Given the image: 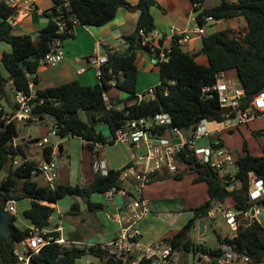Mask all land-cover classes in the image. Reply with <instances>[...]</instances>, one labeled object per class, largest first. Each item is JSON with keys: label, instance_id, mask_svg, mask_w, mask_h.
I'll use <instances>...</instances> for the list:
<instances>
[{"label": "trees", "instance_id": "obj_1", "mask_svg": "<svg viewBox=\"0 0 264 264\" xmlns=\"http://www.w3.org/2000/svg\"><path fill=\"white\" fill-rule=\"evenodd\" d=\"M70 13L74 14L81 24L101 26L116 16L120 7L137 8L140 11L135 32L125 35L124 39L131 49H141L139 30L145 28L150 31L155 28L151 7L157 0H139L137 6L127 0H70ZM206 0H192L196 20L205 26L207 16L215 20H227L243 15L247 24L243 29H222L203 36L202 52L209 59V64H201L196 60V54L185 51L182 46L173 43L167 60H158L156 65L160 71V83L156 85L153 99H140L138 91V67L136 52L122 55V52L110 51L108 62L102 66L101 82L95 85H83L73 80L59 86L38 91L40 96L53 97L59 100L58 105L49 101L34 109L35 113L45 120L52 116L53 125L57 134L65 137L69 134L81 137L88 149L95 154L100 143H115V133L126 127L131 121L143 117L155 116L157 113H168L172 119L170 125L157 126L153 130L164 133L170 127L188 130L197 125L202 119L208 121L224 122L231 117L229 110L221 107L218 95L207 98L203 88L213 86L218 81V74L230 69H236L241 86L246 91V98L251 99L255 94L264 90V0H221L218 5L199 10ZM17 5H8L0 1V41L11 44L12 50L4 52L2 62L9 72L5 77L0 69V93L10 100L7 84L12 81L14 89L29 90V82L37 80L32 77L37 73L41 58L50 50L51 42L56 36L62 39L69 35H60L58 30L59 15L66 11L64 0H55V6L48 13L49 23L42 29L36 39L30 34H15L13 24L9 19L18 13ZM149 54V53H148ZM30 73V76L27 75ZM116 88L125 94L124 97L112 96L110 91ZM116 102H121L116 106ZM110 105V106H109ZM82 113L87 115L85 120ZM35 122L30 120L25 124ZM99 122L108 124L109 135L98 131ZM18 124H4L0 122V174L6 170V175L0 180V209L6 207L10 199L28 197L31 206L24 214L33 227L46 229L50 223L55 207L43 203H57L66 196L86 197L91 209L102 207L101 203L91 201V193L104 194L110 188L120 187L119 178L124 169H109L106 175L95 173L91 185L39 184L33 180V168L36 160L31 158L24 143L14 145L18 138ZM38 140V138L36 139ZM219 146H223L220 141ZM263 153L254 155L249 151L248 143L243 142L244 153L237 160L235 175L213 171L209 167L199 170L200 178L206 180L208 185V199L200 206L192 208L193 217L174 236L169 239L173 246L183 252L201 250L209 255L212 264H216L221 250L209 247L204 241L196 243L190 235L191 229L201 220H207L209 211L217 202H228L237 208L250 209L253 204L249 202L252 178L258 177L264 181V141ZM42 159L53 160L54 148L46 145L42 150ZM20 163H16L17 157ZM180 167L197 170L192 154L186 156L182 153L179 159ZM169 173H156L150 180L164 179L171 176ZM177 178L182 173L172 175ZM228 176L232 179L229 181ZM235 180L240 181L239 188H232ZM264 205V199L262 201ZM79 210V203L74 201L70 212ZM12 216L11 238L0 235V259L3 264L16 261L14 248L18 242L31 235L32 228L21 229L15 225L16 216ZM57 236L59 232H55ZM223 236L218 235V240ZM237 248L256 259L264 256V226L260 220H253L247 227H241L237 236L232 240ZM84 254H92L103 260L102 264H121L120 260L109 255L107 250L92 245L72 244L67 249L60 245L50 244L33 256L32 264H75L77 258ZM149 264V263H148Z\"/></svg>", "mask_w": 264, "mask_h": 264}, {"label": "built area", "instance_id": "obj_2", "mask_svg": "<svg viewBox=\"0 0 264 264\" xmlns=\"http://www.w3.org/2000/svg\"><path fill=\"white\" fill-rule=\"evenodd\" d=\"M2 1L8 5H17L23 0ZM64 7L66 11L59 15L57 32L60 35L72 36L75 26L80 22L74 14L70 13V0H64ZM206 20L215 19L212 16H207ZM195 22L194 28L181 30L172 27L167 33H162L156 28L150 31L141 28L139 30L141 45L153 58L154 64L158 60H167L173 43L182 46L192 38L193 34H205L204 26L197 22L196 17ZM62 41L61 36H56L51 42L50 50L41 58L40 63L55 64L62 61L64 58ZM81 59H84L88 66L95 69L99 82H101L102 66L108 62V55H101L95 51L85 57L77 58V60ZM222 73L218 74V81L213 86L203 88L204 96L210 98L217 94L221 107L230 111V118L236 126L263 117L264 90L255 94L251 99H247L246 91L242 86L229 85L221 80ZM155 91L156 86L149 87L139 93V98L153 99ZM48 101L54 105L59 104V100L56 98L40 96L33 89V82L31 81L29 82L28 91L23 89L13 90L11 106L7 105L3 94L0 93V122L4 124L26 123L30 120L41 122L42 116L35 113L34 109ZM208 122L207 119H202L197 125L188 130L170 127L164 133H160L158 130L153 129L157 126L172 123L170 115L161 112L155 116L133 120L126 127L116 131L115 142H125L130 148L134 149V161L121 173L119 178L120 187L114 186L107 190L104 195L108 200H112L117 194H121L127 200L121 210L114 213L118 224L117 236L104 243L88 245L107 250L109 255L120 260L121 264H184L180 259L179 250L173 246L170 240L143 244L139 239L140 232L137 223L150 211V201L145 197V187L150 181V176L162 170H167L172 175L179 174V159L182 153H186V156L192 154L196 165H204L205 168L209 167L221 175L228 172L229 165L237 164L240 154L235 150L225 145L219 146V142L216 143L210 140L204 142V139L210 135ZM50 134L56 135L57 131L48 133V135ZM48 141V137L44 136L42 140L38 139L37 144L42 146ZM16 144L14 142V145ZM97 156L93 167L96 172L106 175L109 170L107 163L105 159L100 157V154H97ZM56 166L54 160L42 159V161L36 162L32 174L34 176L43 175L47 184L54 187L57 184ZM263 199L264 181L261 178L253 177L249 192V202L253 204V208H237L228 202H217L211 208L209 215L221 216L234 232L220 239L219 249L221 255L217 258L216 264H264V256L261 259H256L241 252L237 245L231 242L237 236L241 227H247L255 219L259 220ZM5 209L11 214H15L16 200H8ZM32 229L28 238L15 245L14 255L18 264H32L33 256L47 245L57 243L61 249H67L76 243L64 238L62 235L57 236L55 234V232L62 230L60 226L54 230L35 227ZM77 244L81 245L82 243ZM197 253L202 254L203 252L198 250ZM205 262L212 264L210 257H206Z\"/></svg>", "mask_w": 264, "mask_h": 264}, {"label": "crops", "instance_id": "obj_3", "mask_svg": "<svg viewBox=\"0 0 264 264\" xmlns=\"http://www.w3.org/2000/svg\"><path fill=\"white\" fill-rule=\"evenodd\" d=\"M127 1H129L134 6H137L139 0ZM220 2L221 0H206L200 6L199 10L218 5ZM17 6L19 7V10L17 15L12 18V30L15 34L31 35L32 33L41 32L42 29L48 25L50 20V16L48 15V13L51 12V10L54 8L55 0H23L19 2ZM194 6L195 5L193 4L192 0H157V4L151 7V13L154 17L155 28L160 30L162 33H167L172 27H177L181 30L194 28L196 24L195 14L198 12L194 10ZM139 14L140 11L137 8L129 9L127 7H120L117 10L115 18L104 25L93 26L84 25L81 23L77 24L75 26L73 35L63 39L62 41V48L64 51L63 60L55 64L41 63L38 67L37 73L32 76L33 78L35 76L37 77L36 81L33 79L31 80V82H33V89L38 92L40 90L59 86L73 80H78L83 85L98 84L99 78L96 75L95 69L91 66H88L87 62L84 59L77 60V58L85 57L86 55L92 54L95 51H97L101 55H108L110 51L123 52L127 48L131 49L129 44L126 43L124 36L130 35L135 32L138 24ZM246 24L247 20L243 15L227 20L208 21L204 26L205 34H193L192 38L187 43L182 45V48L184 46L185 49H183L185 51L196 54V60L201 64L207 65L209 64V59L206 54L202 52L203 36L226 28H232L235 30L243 29ZM9 50L10 47H0V60H2L3 53L9 52ZM132 50L136 52V64L138 67V89H140L138 91L139 93H142L147 88L156 86L160 83V71L159 67L154 64L153 58L147 52H144L142 48ZM230 70L224 71L222 73V76L220 77L221 80L225 81L229 85L240 87L241 83L240 80H238L239 77L237 78L238 73ZM1 71L5 77H9V72L7 71V69L6 72H4L2 69ZM8 84L12 86V81L10 79ZM109 94L118 97H123L125 95L123 92H120L116 88H113ZM5 101L7 105H12L11 97L10 100H7L5 98ZM120 103L121 102H116V104ZM222 123H225V121H209L207 126L210 131V135L209 137H206L205 140H210L216 143L222 141L223 145L231 149H240V154H242L244 152L242 150V145L246 140L245 137L237 133V135H239L240 137L239 141H233V136L236 134L234 128L238 126L234 124H226L222 127ZM211 124H214L215 126L212 127ZM25 146L27 151L29 152L30 157L37 160L29 145L25 143ZM248 147L250 149L249 145ZM96 149L99 154L100 150L98 149V147ZM60 150L62 151V148H60ZM55 153L56 150H54V154ZM181 169L182 167H180V172ZM55 172L58 178L57 170ZM166 172L169 173L167 170H162L158 173L161 174ZM38 177L44 178L43 175H38ZM57 178L56 183L58 184L59 182L57 181ZM93 179L94 175L91 176L90 181L86 186L91 185ZM159 182L160 181H155V179L148 182L145 187V197L147 195L146 193L149 185H151V188L155 189L156 184ZM121 197V199L114 198L110 200L109 204L106 205L107 208L105 207V212H100V210L97 209H91L88 205L85 210L81 211L79 209L77 212H75V214H70L71 212L70 210H68V214H70V218H68V220L65 217L66 214L60 212V223H58L56 227L50 230H54L55 228L60 226L62 228V230L59 232L60 235L73 242H76V244L82 243L81 245H88L95 243H104L117 236L118 224L116 222L114 213L116 211H120L125 204L123 199L125 196L122 195ZM146 198L149 199L151 203L150 198L148 196ZM59 201L57 203H49L44 201L43 203L54 206L56 210L59 209ZM30 228H33V225H31ZM141 236L142 235L140 233V241ZM219 241L220 240H218L217 245L218 248ZM178 250L180 252V259L183 262L182 253L184 252L180 249ZM85 256L83 255L82 257L77 258L75 264L103 263V260L99 259L96 256L95 258H98V260H95L94 255L92 254H88ZM199 259L202 261V258ZM183 263L186 264L185 262Z\"/></svg>", "mask_w": 264, "mask_h": 264}, {"label": "rangeland", "instance_id": "obj_4", "mask_svg": "<svg viewBox=\"0 0 264 264\" xmlns=\"http://www.w3.org/2000/svg\"><path fill=\"white\" fill-rule=\"evenodd\" d=\"M10 47L11 44L5 41H0V47ZM185 49V47L183 46ZM0 69L6 72V67L0 60ZM237 73L236 69H231ZM230 70V71H231ZM238 78V76H237ZM239 80V78H238ZM7 91L9 97H11L14 88L7 84ZM140 90V89H138ZM125 96V95H124ZM123 96V97H124ZM86 120L87 115L85 113L81 114ZM233 125L234 121L229 118L222 123V127L225 125ZM211 126H215L211 124ZM233 127V126H232ZM98 131H101L104 135L108 136L110 131L108 124L99 122L96 125ZM56 128L52 122L48 121L41 125V122H33L30 124L20 123L18 124V138H16V143H26L29 145L37 161H42V150L46 145L53 146L56 153L53 155V160L55 163L58 161V165L55 170L58 172L57 181L60 184H71V185H81L86 186L90 181L91 176L95 175L96 170L93 167L94 160L97 159V154L90 151L85 144V141L79 136H73L71 134L62 137L59 134L48 135L52 133ZM239 130V131H237ZM235 135L233 136V141H239L240 135L245 137V141L250 146L249 151L254 155H261L263 153L262 144L264 141V116L258 117L246 124L239 125L234 128ZM44 136H47L49 141L42 146H38L37 138L42 140ZM204 142L207 140L204 139ZM100 150V157L105 159L109 169L121 170L126 168L130 163L134 161V149L122 141L115 143H100L97 145ZM62 148V151L60 150ZM235 150V149H233ZM240 154L241 150H235ZM244 153V152H243ZM22 157V156H21ZM20 156L16 159L20 163ZM182 167V176L177 178L175 176H169L164 179H155V181H160L156 184V188H149L147 190V195L151 200L150 211L137 223V228L141 233V242L143 244H151L160 240L169 239L174 236L181 228H183L188 221L193 217L192 208L200 206L203 204L208 196V186L206 180L200 178L199 170L184 169ZM184 169V170H183ZM231 175H235L238 168L234 165H229L227 168ZM90 172V174H89ZM6 175V170L0 174V180ZM33 180L37 181L39 184L47 183L44 178L33 176ZM58 183V184H59ZM241 186L240 181L235 180L231 185L232 188H239ZM122 195L117 194L115 198L121 199ZM169 197V198H167ZM90 199L93 202L101 203L102 207L98 208L100 212H105L106 205L109 204L110 200L102 193H91ZM124 202L127 200L126 197L123 198ZM76 201L79 203V209L85 210L88 207V202L86 197L81 196H66L59 201V209H56L52 215L49 225L46 229L50 230L56 227L61 221L60 212L66 214V219L70 218L68 210L71 209L72 203ZM123 204V202H122ZM31 206V199L28 197H23L16 199V219L14 221L15 225L21 229L29 228L32 223L26 218L24 212ZM261 223L264 226V205L261 206V214L259 216ZM206 232L203 237H200V227L199 221L191 229L190 235L196 242L205 241L209 247H218V235L224 236L227 234H233L230 226H228L221 216H211L209 215L206 220ZM88 255V254H84ZM183 262L186 264H207L204 262L206 257L209 255L198 254L193 251L184 252ZM202 257V261L199 257ZM87 257V256H85ZM97 257V256H96ZM98 260V258H95ZM100 259V258H99ZM0 264H3L0 259Z\"/></svg>", "mask_w": 264, "mask_h": 264}, {"label": "water", "instance_id": "obj_5", "mask_svg": "<svg viewBox=\"0 0 264 264\" xmlns=\"http://www.w3.org/2000/svg\"><path fill=\"white\" fill-rule=\"evenodd\" d=\"M10 22H12L13 20L12 19H9ZM42 32H37V33H32L31 34V37L33 39H35L36 37H38L39 35H41ZM142 50L144 52H147L145 48H142ZM133 52L132 49H125L123 52H122V55H128V54H131ZM28 76H30V73H27ZM119 104H116V106H118ZM52 122L54 123L55 120L52 118V116H47V118L45 120H41V125L46 123V122ZM264 136V134H263ZM58 165V162L56 163ZM196 168L198 170H201V169H204L205 166L204 165H197ZM227 179L230 181L232 179L231 176H228ZM107 208V207H106ZM11 225H12V216H11V213L6 211V209H0V235H3L5 236L6 238L10 239L11 238V234H12V230H11ZM206 226H207V223H206V220L205 219H201L199 220V227H200V237H203V235L205 234L206 232ZM112 256V255H110ZM113 257V256H112ZM6 264H18L16 261H8L6 262Z\"/></svg>", "mask_w": 264, "mask_h": 264}]
</instances>
